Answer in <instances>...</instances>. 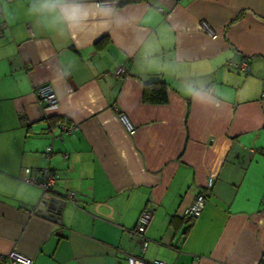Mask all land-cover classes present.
I'll use <instances>...</instances> for the list:
<instances>
[{"label": "crops", "instance_id": "crops-1", "mask_svg": "<svg viewBox=\"0 0 264 264\" xmlns=\"http://www.w3.org/2000/svg\"><path fill=\"white\" fill-rule=\"evenodd\" d=\"M97 1L0 0V253L264 264V0ZM238 59L249 72L228 65ZM157 81L164 101L143 95ZM45 82L54 107L35 93ZM25 166L59 173L56 218L36 209L42 189ZM198 191L205 204L187 224ZM144 209L143 247L132 231Z\"/></svg>", "mask_w": 264, "mask_h": 264}, {"label": "built area", "instance_id": "built-area-1", "mask_svg": "<svg viewBox=\"0 0 264 264\" xmlns=\"http://www.w3.org/2000/svg\"><path fill=\"white\" fill-rule=\"evenodd\" d=\"M118 3L117 0H99L97 1V4L101 5H116ZM200 27L203 31L208 33L211 37H216L217 32L214 31L210 25L204 21H200ZM228 65L240 72L247 73L250 70V64L245 59H238L233 61H228ZM126 69L122 66H119L115 70V74H122L126 73ZM35 93L40 100L41 104L45 108L54 107L58 103V97L51 85V83L45 82L40 85H37L35 87ZM119 117L121 121L126 126L127 130L129 132L134 131V125L129 121L127 116L124 113H119ZM59 128L62 131H71L74 128H76V124L74 123H65V122H59L58 123ZM51 147L47 146L46 152L50 153ZM59 173L51 169L49 167H42V168H33L29 166H25L23 168V180L25 182L34 184L39 186L42 189V199L40 200L38 207L36 209L38 211H41L40 209H44L46 207V203L43 201L45 199H50L51 196L55 193H57L55 189L56 180L58 179ZM207 187H211L212 185V178L208 177ZM205 193L202 191H198L195 195L193 200L190 204H188L186 207H184L182 211V216L186 223L191 222L193 219L198 217L202 211V208L205 204ZM65 197L68 199H73L74 197V191H68L65 193ZM53 218L57 217L56 212L52 214ZM151 218V210L150 209H144L142 210L137 218L136 225L132 231L133 234L137 235L142 239V245L143 247L146 246L147 239L144 236V231L149 223ZM16 263H22V264H32L33 259L23 253H20L18 251H8L6 253H0V264H16ZM128 264H168L166 260L155 258L153 261H147L143 259L142 257L131 255L129 257Z\"/></svg>", "mask_w": 264, "mask_h": 264}, {"label": "trees", "instance_id": "trees-1", "mask_svg": "<svg viewBox=\"0 0 264 264\" xmlns=\"http://www.w3.org/2000/svg\"><path fill=\"white\" fill-rule=\"evenodd\" d=\"M120 5L136 2L140 0H117ZM143 95L145 98L151 101H164L165 100V83L163 81H157L154 83L146 84L143 88ZM188 224V223H187Z\"/></svg>", "mask_w": 264, "mask_h": 264}, {"label": "water", "instance_id": "water-1", "mask_svg": "<svg viewBox=\"0 0 264 264\" xmlns=\"http://www.w3.org/2000/svg\"><path fill=\"white\" fill-rule=\"evenodd\" d=\"M57 193L53 194L50 199L43 200L46 203V207L44 209H40L42 214L51 218H53V213L56 212V214H58L61 205L65 202V199H61Z\"/></svg>", "mask_w": 264, "mask_h": 264}, {"label": "clouds", "instance_id": "clouds-1", "mask_svg": "<svg viewBox=\"0 0 264 264\" xmlns=\"http://www.w3.org/2000/svg\"><path fill=\"white\" fill-rule=\"evenodd\" d=\"M49 7L54 8V5H49ZM79 15H80L79 10L78 9L77 10H74V12L72 13L71 18L72 19H77L79 17Z\"/></svg>", "mask_w": 264, "mask_h": 264}]
</instances>
